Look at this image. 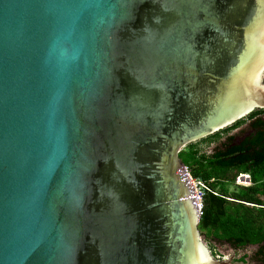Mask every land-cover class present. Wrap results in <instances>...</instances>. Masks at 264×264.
<instances>
[{
	"label": "water",
	"instance_id": "obj_1",
	"mask_svg": "<svg viewBox=\"0 0 264 264\" xmlns=\"http://www.w3.org/2000/svg\"><path fill=\"white\" fill-rule=\"evenodd\" d=\"M264 110V0H0V264H226L179 153Z\"/></svg>",
	"mask_w": 264,
	"mask_h": 264
},
{
	"label": "trees",
	"instance_id": "obj_2",
	"mask_svg": "<svg viewBox=\"0 0 264 264\" xmlns=\"http://www.w3.org/2000/svg\"><path fill=\"white\" fill-rule=\"evenodd\" d=\"M263 111L256 109L233 125L187 145L179 153L181 163L211 190L203 198L198 223L200 235L210 246L222 243L236 250L257 247L255 256L261 264H264ZM246 122H250V132L239 142L234 141L235 136H227ZM223 138L219 148L210 154L205 152ZM239 175H244L241 179L250 181V185H235ZM243 261L244 258L240 259Z\"/></svg>",
	"mask_w": 264,
	"mask_h": 264
},
{
	"label": "rangeland",
	"instance_id": "obj_3",
	"mask_svg": "<svg viewBox=\"0 0 264 264\" xmlns=\"http://www.w3.org/2000/svg\"><path fill=\"white\" fill-rule=\"evenodd\" d=\"M250 132L249 129V125H243L241 126L239 129L232 131L229 135L230 136H235L234 141L239 142L244 136L248 135ZM224 141V138L216 144H212L211 146H209L207 149H205V152L207 154L212 153L216 148H219L221 143ZM235 185L237 186H241V187H247L250 185V181L249 183L244 180L241 179L240 175L238 177H236L235 179ZM233 188L230 187V190H232ZM202 240L204 242V244L207 246V248L210 251L211 256L213 257V259L218 260V257L215 256L217 254H219V257H223V259L221 260L222 262H226L229 260L230 261L226 264H260L259 262H257L254 253L257 250V247H248L244 250H235L233 248H231L229 245L227 244H222V243H216L213 245H209L208 240H206L205 238L202 237ZM215 246V250H213V246ZM211 250L214 251V254L211 253ZM244 258L243 262H240V259Z\"/></svg>",
	"mask_w": 264,
	"mask_h": 264
},
{
	"label": "built area",
	"instance_id": "obj_4",
	"mask_svg": "<svg viewBox=\"0 0 264 264\" xmlns=\"http://www.w3.org/2000/svg\"><path fill=\"white\" fill-rule=\"evenodd\" d=\"M182 167L191 181V184H192V187L195 193V198L198 204V214L200 216L202 212V207H203V198L205 194L208 192H211V190L209 189L207 184L204 181H202V179L198 177H194L192 175V171L188 166L182 165Z\"/></svg>",
	"mask_w": 264,
	"mask_h": 264
},
{
	"label": "flooded vegetation",
	"instance_id": "obj_5",
	"mask_svg": "<svg viewBox=\"0 0 264 264\" xmlns=\"http://www.w3.org/2000/svg\"><path fill=\"white\" fill-rule=\"evenodd\" d=\"M261 118L264 120V111H263V113L261 114ZM249 123H250V122H246V123H245V124H243V125H246V124H248V125H249ZM243 125H242V126H243ZM239 128H240V127H239ZM239 128H237V129H239ZM237 129H235V130H237ZM235 130H233V131H235ZM227 136H230V135L228 134ZM227 136H226V137H227ZM224 139H225V138H224ZM215 244H216V243H215ZM215 246H216V245H214V246H213V247H214V248H213V250H215ZM231 248H233V247H231ZM233 249H235V248H233ZM235 250H236V249H235ZM215 251H216V250H215ZM257 252H258V250H256V251H255V253H254V256H255V254H256ZM211 253H213V254H214V251H212V250H211ZM218 255H219V254H217V255H215V256H217L219 260H222V259H223V257H219ZM255 258H256V256H255ZM256 260H257V262H259V263L261 264V262H260V261H258V259H257V258H256Z\"/></svg>",
	"mask_w": 264,
	"mask_h": 264
},
{
	"label": "clouds",
	"instance_id": "obj_6",
	"mask_svg": "<svg viewBox=\"0 0 264 264\" xmlns=\"http://www.w3.org/2000/svg\"><path fill=\"white\" fill-rule=\"evenodd\" d=\"M243 176V175H240V177Z\"/></svg>",
	"mask_w": 264,
	"mask_h": 264
},
{
	"label": "crops",
	"instance_id": "obj_7",
	"mask_svg": "<svg viewBox=\"0 0 264 264\" xmlns=\"http://www.w3.org/2000/svg\"><path fill=\"white\" fill-rule=\"evenodd\" d=\"M244 176V175H243ZM247 176V175H246Z\"/></svg>",
	"mask_w": 264,
	"mask_h": 264
}]
</instances>
